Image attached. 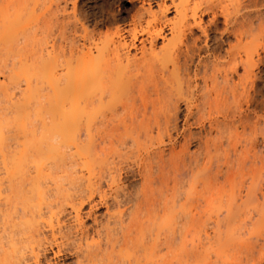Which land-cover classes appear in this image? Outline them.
Segmentation results:
<instances>
[{
    "label": "rangeland",
    "instance_id": "1",
    "mask_svg": "<svg viewBox=\"0 0 264 264\" xmlns=\"http://www.w3.org/2000/svg\"><path fill=\"white\" fill-rule=\"evenodd\" d=\"M139 5V0H77V9L83 15L81 21L91 34V40L86 42V47H92L94 52L96 43L99 45L101 40L115 37L117 31L120 38L125 40H129V31L132 32L134 28L141 33L148 18H133L135 7L138 8ZM71 7L70 0H39L35 5L34 13L29 16L31 24L48 8L45 16L49 18L50 29L46 37L47 46L44 44L46 49H50V45L55 43L57 48L68 55L71 50L76 51L81 47L80 32L74 27L69 13ZM2 16H8V0H0V17ZM133 23L136 24L135 27ZM190 23L191 17L188 13L185 36L172 38L170 50L183 49L186 42L199 35L196 30H193L192 35L189 34ZM218 23L220 32L223 29L221 17ZM226 42L223 43L224 47ZM136 44L139 45V42ZM140 52V49L130 48L128 60L121 55L116 66L118 74L106 81L102 90L92 92L95 98L102 95L100 110L109 116L110 122L99 126L103 131L99 136L101 138L97 137L96 148L102 163L95 165L93 180L92 176L90 177L91 184L97 183L94 185L99 187L98 191L93 193L90 200L86 199V175L83 180L78 179L72 189L77 191L74 196H81L79 198L83 202L82 204L78 201L79 198H73V202L78 201L81 206L85 233L81 235L74 227L72 213L67 209L69 207L63 206L64 209H59L62 210V234L55 235L58 228L53 222L56 224L52 225L56 229L50 226L51 231L53 229L52 232L55 233L53 240L48 227V221L51 220L45 219L53 216L55 210L51 209L54 212L49 215L51 211L47 213L46 209H41L43 216H46L43 220L48 225L43 223L42 216L39 219L42 223L38 222L40 241L37 244L39 248L36 246V249L40 250L37 249V264H178V251L190 243H195L196 247L200 245L198 250L206 247L205 252L200 251L202 255L198 253L202 261L206 258L205 260L216 259L215 264H264V241H258L259 244L250 251L240 244L225 245L221 248L225 249L226 253L217 258L213 252L218 245L215 244L214 247L212 244L214 250L210 248L211 243L209 245L203 230L207 228L205 231L210 233L213 229L214 224L211 222L219 211L217 206L225 207L233 198L240 196L241 199H237L235 203H239L241 208L249 205L247 192L253 180L251 169L254 166L250 144L258 139L259 132L264 127V62L254 63L249 72L244 73L240 68L237 75H233L229 80L218 79L217 88L222 90L225 99L216 104L213 101L209 103V97L204 95L206 85L212 81L210 63H197L198 57L195 55L189 62L188 77L179 80L165 79L159 75L161 64L167 63L166 55L161 50V42L158 41L154 46V53L148 56V64L138 65L140 63L133 59L134 56L140 57ZM58 69L61 70V67ZM7 76L8 57L5 38L2 36L0 81H3V85ZM20 82L17 83L20 86L12 91L15 96V99L12 97L13 101L20 98L22 100V95L27 90L25 82ZM35 82L32 84L35 85ZM39 82L37 80L40 93H50L47 86ZM65 84L61 79L59 85ZM7 86L8 84V91ZM89 90L90 84L84 85L83 91L88 93ZM1 93L0 113L8 106V99ZM156 95H161L166 102L165 113H161L158 118L159 124L154 122L151 115V102ZM195 104H199L198 112L193 107ZM144 105H148L146 117H143ZM33 106L34 101H31L30 107ZM221 110L227 114V125H222L218 131L210 129L209 116L212 121L220 116L217 112ZM168 112L174 113V117L168 119ZM82 136L84 137L83 134ZM83 137L81 140H85ZM44 161L51 162L49 159ZM27 170L29 175L34 173L32 166ZM1 172L0 178L4 174ZM204 179L210 181L207 182V187L204 186L205 189L202 186ZM45 188L50 195L46 197L51 201L48 206L50 209L56 202L52 194V179H46ZM3 197L0 198V203ZM57 201L58 204L61 203ZM2 205L4 204L0 207ZM56 207L58 208V205ZM56 213L59 214L58 211ZM243 216L244 214L240 213L224 231H231L235 229V225H241ZM259 223L254 217L248 225L246 224L245 232L240 237L245 240ZM0 225L1 243H4L2 246L5 247L8 228H4L1 222ZM202 242L205 247L201 245ZM86 251L90 253L89 257L84 256ZM27 253L25 263L26 260H31ZM196 258L195 255L190 258L194 259L190 264H204L205 260L200 263ZM152 259L154 261L151 262ZM30 262L32 263V260Z\"/></svg>",
    "mask_w": 264,
    "mask_h": 264
},
{
    "label": "bare ground",
    "instance_id": "2",
    "mask_svg": "<svg viewBox=\"0 0 264 264\" xmlns=\"http://www.w3.org/2000/svg\"><path fill=\"white\" fill-rule=\"evenodd\" d=\"M38 1L8 0V16L0 17V38L2 36L5 38L8 57V76L5 77L7 83L3 85V81H0V90H2L0 92L5 94L4 98L8 99V106L4 108V112L0 113V169L4 173L3 177L1 175L3 179L0 178L2 179L0 198L5 194L0 205L4 204L1 207L6 208L3 210L0 207V222L4 228H8L5 247L2 246L4 243H1L0 233V264L39 263L37 262L38 250H40L37 245L40 241L38 231L40 225L38 224L42 223L41 220L46 217L43 216L41 209H46V212L53 208L55 210V217L53 210L51 213L47 212L49 215L53 214L50 218L54 219L49 217L45 219L52 221H48L49 225L43 220L50 231V226L56 229L54 226L57 224L58 230H55V234L52 229L51 238L62 234L60 231L63 228L60 220L62 210L59 211V209H64L63 206L69 207L67 209H70L72 213L70 214L74 227L81 235L85 233L81 206L78 204V201L82 204L83 202L80 199L81 196H74L77 191L72 189L78 179L83 180L86 175L85 178L88 180L86 188L84 187L87 191L86 199L90 200L93 193L98 191L99 187L94 185L97 183H92V186L90 177L92 176L93 180L95 165L102 163L96 148L97 137L101 136L103 131L99 126L110 122L109 116L100 110L102 95L95 98L92 92L102 90L105 82L118 74L116 66L119 57L124 55L128 60L130 48L141 51L140 57H133L140 63L138 65L148 64L150 62L148 56L154 53V46L160 41L167 63L161 64L159 75L165 79L179 80L188 77L189 62L195 55L198 57L197 63H210L212 81L206 85L204 95L209 97V103L213 101L216 104L225 99L222 90L217 88L218 79L229 80L233 75H237L240 68L245 73L250 71L254 63L264 62V0H139L141 5L138 8L135 7L133 18L147 16L145 29H142L141 33L135 31V28L132 32L129 31V40L120 38L117 31L115 37L101 40L100 46L96 43L94 52L91 50L92 47L91 49L86 47V42L91 40V34L81 21L83 15L77 9V0H70L72 7L69 13L74 27L80 32L79 37L82 43L81 47L76 48V51L71 50L68 55L57 48L55 43L50 45V49H46V37L50 29L49 18L45 16L48 8L34 24L29 23V16L34 13L33 10ZM188 13L191 17V23L188 26L189 34L192 35L193 30H196L199 35H193L194 37L186 42L183 49L172 51L169 48L171 39L185 36ZM220 17L223 19V29L219 32ZM133 25L135 27L136 24L133 23ZM229 38L232 40L230 41ZM137 41L139 45L136 44ZM224 42H226L225 47ZM58 67H61V70ZM61 79L66 83L63 86L59 85ZM37 80L41 81L39 84L44 83L42 85L47 86L50 93H40ZM22 81L25 82L27 90L24 89L26 92L24 91L22 100L20 98L18 101H13L12 97L15 99V96L12 91L20 86L17 83L22 84ZM34 81H36L35 85L32 84ZM6 84H8V91ZM86 84H90L88 93L83 91ZM11 87L12 89L9 90ZM163 99L161 95H156L151 102L153 110L151 115L156 124H159V115L165 113L166 102ZM31 101H34L33 108L30 107ZM193 107L196 108V112L199 111V104ZM147 108L148 105H144L143 117H146L148 113ZM208 111L210 114V109ZM168 113V119L175 115ZM217 113L220 116L212 121L209 116V127L216 131L222 125H227L229 121L226 112L221 110ZM255 122L258 123L257 120ZM82 137L85 140H81ZM250 148L253 151L254 166L251 169L253 180L247 192V197L250 199L248 207L241 208L239 203H235L237 199H241V196L233 198L225 207L217 206L219 211L216 218L214 213L215 219L211 222L214 227L210 233L205 231L207 228H202L209 245L211 243L210 248L213 245L215 247V244L218 245L213 247L215 250L212 248L214 252L211 250L217 258H221L226 253V250L221 248L225 245L240 244L250 251L259 242L264 241V127L261 128L258 139L250 144ZM48 159L50 163L44 161ZM31 166L34 173L29 175L27 169H31ZM48 178L52 179L54 185L52 194L56 200L50 209L48 206L51 205V201L46 199L50 195L45 188V181ZM205 179L203 189L210 182ZM85 182L86 180L84 184ZM232 182L234 183L233 180ZM73 198L79 199L73 202ZM57 200L61 203L58 204ZM57 211L59 214L56 213ZM240 213L244 214L241 225H235V229L225 232L224 228L230 223L232 225ZM254 217L260 225L250 231L244 240L240 235L245 232L246 224L248 225ZM40 218L42 219L39 220ZM59 220L62 226L59 225ZM53 222L56 224L54 225ZM188 245L178 251L179 253L177 252L179 256L174 255L177 256V263H193L194 259L190 258L194 255L195 258L200 257L196 258V261L203 263L206 259L203 258L202 261L201 257L203 254L201 252L206 251L204 243L202 242L201 245L205 248L200 250H198L201 248L200 245L197 247L195 243ZM26 253L32 263L31 260L29 262L26 260L25 263ZM196 253L201 255L198 254V256ZM89 255L90 253L86 251L84 256L89 257ZM153 259L151 262L154 261ZM190 260L192 262H189ZM207 260H205L207 264H215L216 259Z\"/></svg>",
    "mask_w": 264,
    "mask_h": 264
}]
</instances>
